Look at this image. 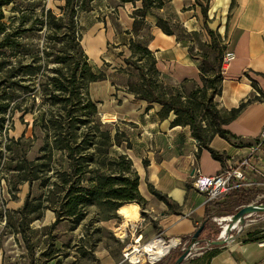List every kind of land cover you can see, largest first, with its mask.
<instances>
[{
  "label": "trees",
  "instance_id": "16d2710c",
  "mask_svg": "<svg viewBox=\"0 0 264 264\" xmlns=\"http://www.w3.org/2000/svg\"><path fill=\"white\" fill-rule=\"evenodd\" d=\"M92 1L65 0L64 5L59 6L61 11L59 14L51 8H44L41 13L35 15L36 19L33 22L29 20L28 13L22 11L20 17L8 23L5 8L10 6L13 0H0V200L2 180L6 181V186L13 197L19 191V185L27 182L31 185L34 181H40L44 195L42 194L39 199L42 200V196H45L49 201L46 207L55 211L57 216L55 224L67 219L78 224L87 216L91 206L104 212L116 210L128 212L134 203L145 205V199L139 189L140 177L133 168L132 159L126 153L110 155V149L116 144L127 142L130 148L129 137L125 131L115 126L116 124L101 121L98 103L90 94L91 83L107 79L104 72L93 69L81 45L83 34L78 18L80 14L91 10ZM141 1L142 8L133 12L135 34H139L146 27L147 12L162 8L166 2V0ZM197 4L202 9L204 26L211 37L208 51L201 55L199 64V81L203 85L197 90L203 93L202 100L197 105L188 101L196 97L197 92L194 91L190 93L188 99H183L180 92L173 94L159 90L161 85L150 75L152 72L150 70L160 75L156 57L147 44L144 45L135 39L130 40V55L124 59L128 65L139 71L140 80L130 82L127 91L137 100L160 105L161 118L174 114L173 125L190 126L193 137L201 146L209 149L214 157L222 158L208 142L216 134L224 138L235 137L224 128V125L237 116L245 103L230 111H224L214 103L215 97L222 93V63L226 46L223 43L219 44L220 36L208 24L207 7L200 0H197ZM28 22L31 24L29 28L25 27ZM37 23L41 28H46V35L51 39L57 40L60 35L64 39L65 36L69 49L54 53L49 51L48 47H43L36 53L20 51L17 53L15 50L21 46L18 37L33 30L32 26ZM157 25L168 35L176 34L170 20L159 18ZM182 40L188 44L189 51L192 52L190 40ZM51 55L54 56L53 61L59 65L49 69ZM145 59L149 61L150 68L144 64ZM40 71H43L42 77H38ZM191 80L195 81L188 78L182 81L185 84ZM20 92L29 94L23 96L19 94ZM200 111L208 115L209 125L203 124L200 120ZM17 113L21 114L22 121L27 114L36 115L33 120V136L34 139L40 138L43 146L40 154L34 159H29L25 153L19 155L15 151L16 144H21L24 137V134L17 139L10 136V129ZM59 153L66 157L68 168L63 164L58 166L54 164ZM149 189L169 207L174 206L167 194L158 191L151 184ZM231 195L234 197L233 203L238 208L230 212L223 210L221 211L223 215L236 213L240 207L249 204L255 198V192L248 189H236ZM29 205L30 202L27 200L21 209L26 216L33 212L28 210ZM41 216L42 212L34 219ZM210 216L207 213L203 219L205 227L197 238L199 241L202 240L203 234H205L203 239L209 243L218 239V231H213L207 224ZM194 233L182 238V244L178 246L181 250L180 255L183 253L182 245L193 239ZM263 238L264 236L259 239ZM205 255L207 263L208 255Z\"/></svg>",
  "mask_w": 264,
  "mask_h": 264
},
{
  "label": "crops",
  "instance_id": "0c3cea01",
  "mask_svg": "<svg viewBox=\"0 0 264 264\" xmlns=\"http://www.w3.org/2000/svg\"><path fill=\"white\" fill-rule=\"evenodd\" d=\"M200 1L207 7L210 28L220 36L226 49L236 54L223 72L222 93L216 99L219 108L230 111L245 103L237 116L224 125L235 137L216 134L208 142L222 158L214 157L209 149L201 146L190 126L173 125L174 114L161 118L160 105L137 100L127 91L110 99L105 109L115 116L116 122H124L123 130L131 143L123 152L132 159L140 177L139 189L145 205H139L141 217L136 222L145 239L158 234L167 238L189 237L207 213L220 210L215 214L223 215V210L237 209L231 193L209 205L205 193L194 188L193 173L197 170L204 175L217 174L227 158L238 159L256 143L264 126V0ZM142 6L141 0H93L89 12L96 17L90 26L95 37L94 48L113 42L115 46L120 45L114 49L126 52L127 57L129 41L136 36H147L146 44L153 51L163 77L174 82L187 78L199 81L201 58L191 54L188 44L176 34L168 35L157 25L159 18H164L180 21L190 31L195 30L202 18L197 0H166L162 8L147 12L146 27L135 34L133 12ZM111 15L117 24L112 22ZM149 184L167 194L174 206L169 207L153 195ZM131 232L129 228L130 236ZM204 252L208 255L206 264H264V238L231 239Z\"/></svg>",
  "mask_w": 264,
  "mask_h": 264
},
{
  "label": "rangeland",
  "instance_id": "374dc122",
  "mask_svg": "<svg viewBox=\"0 0 264 264\" xmlns=\"http://www.w3.org/2000/svg\"><path fill=\"white\" fill-rule=\"evenodd\" d=\"M64 3L65 0H13V3L5 8L6 22L10 23L15 18L20 17L22 11L28 13L31 22L35 21V15L41 13L44 8H51L55 13L59 14L61 12L59 6L64 5ZM114 18L115 16L111 15L112 22L117 24ZM95 19L96 17L94 18L93 13L89 11L88 13L80 14L78 18L83 34L81 45L85 54L89 57V63L95 71L104 72L107 76L106 81L90 84V94L98 103L101 121L108 124L114 123L120 130L125 131L123 130L124 122L120 120L116 122L115 117L111 118L114 115L109 113V111H105V109L106 105L111 101L110 99L118 97V95L123 94V91L126 92L128 90L130 82L135 83L140 80L139 71L125 62L126 52H119L114 49L120 45L115 46L113 42H110V45L103 44L101 48L97 46L94 48L93 40L95 37H93V29H90V26L95 22ZM30 25V22H28L25 27L29 28L31 27ZM172 25L174 32L179 38L190 40L191 54L201 58V55L207 53L211 37L204 26L203 15L198 27L192 31L180 21L172 22ZM32 27L33 30L24 32L18 37L21 46L15 50L17 53L19 51L22 53L30 52V54L36 53L42 50L43 47H48L47 49L54 53L69 49L65 36H63V39L60 35L59 39L54 40L46 35V28H41L40 24L37 23ZM147 39V36H144V38L135 37L137 42L144 45ZM218 41L219 44L223 43L219 37ZM53 57L51 55L49 58V69L59 65L53 61ZM144 64L150 68L147 59L144 60ZM150 71H152L150 75L155 77L157 83L161 85L159 90L173 94L180 92L183 95V99H188L190 93L194 91L197 92L196 97H192L188 101L197 105L202 100L201 96L203 93L197 90L198 87L203 85L201 81L191 80L183 84L182 80L174 82L165 76L163 77L161 72L160 75H157L154 70ZM42 73L43 71H40L38 77H42ZM210 92L211 89L208 91V95ZM19 94L28 96L29 93L20 92ZM217 96L214 99V103L219 106L216 101L218 99ZM20 115V113H17L14 118L10 136L17 139L24 134L21 144H16L15 151L19 155L25 153L29 159H34L40 154L39 151L43 146L42 140L40 138L34 139L33 136V120L36 115H25L24 121L20 119ZM199 115L203 124L209 125L210 119L208 115L204 111H200ZM126 146L129 147L127 142H123L121 145H114L110 149V155L116 156L119 153H124ZM54 164L56 166L63 164L65 168H68L66 157L60 153L57 155V161ZM1 183L3 189L0 200V264H50L51 261L56 262V264H105L110 262L119 263L120 261L122 264H128L127 262H122V250L129 244L131 236L127 233L129 238H125V240L118 238L127 212H118V210L104 212L95 206H91L88 209L87 216L80 223L77 224L74 220L67 219L55 224L57 220L55 211L50 207H46L49 201L45 196H42V200L39 199L44 193V189L40 186V181H34L31 185L28 182L19 185V191L15 193V197L10 194L6 181L2 180ZM253 191L255 192V198L251 202L264 204V196L261 197V193L264 191ZM27 200L30 202L28 210H33V212L26 216L21 212V209ZM140 206L144 207V205ZM40 212H42V216L34 219ZM217 212L215 211V213ZM215 213L209 212L211 216L208 218L207 224L213 231H218L219 237L223 230L222 226L226 225V223L220 224L217 219L232 214L218 215ZM105 216H109V218ZM202 236L204 237L205 234ZM263 236L264 212L261 211L254 212L243 223H240L237 228L226 234V238H244L246 240H257ZM203 237L195 245L192 254L182 264H206V252L204 250L210 247V243ZM192 241V239L187 240L182 246L187 247ZM180 252L181 250L178 246L173 247L160 264L173 263L177 256L180 255Z\"/></svg>",
  "mask_w": 264,
  "mask_h": 264
},
{
  "label": "built area",
  "instance_id": "2783aa9c",
  "mask_svg": "<svg viewBox=\"0 0 264 264\" xmlns=\"http://www.w3.org/2000/svg\"><path fill=\"white\" fill-rule=\"evenodd\" d=\"M235 57L236 54L234 51L229 49L225 50L222 63L223 72ZM193 186L198 191L205 193L208 202H218L236 189L264 191V126L256 143L250 146L249 149L238 159L233 160L227 158L224 166L217 174L204 175L200 171L195 170L193 173ZM263 196L264 192L261 193V197ZM249 204L262 205L263 203L257 204V202H251ZM251 215L252 214L246 216V218ZM230 219L231 215L219 218L218 221L222 224L224 222L228 223ZM238 226L239 223L235 225V228ZM131 234L129 244L122 250L123 263L156 264L167 257L173 247L182 244V238H167L162 234H158L150 239H145L144 234L138 229V227H136ZM224 236L226 237V234ZM125 238H127V236ZM174 240H178L176 245L168 250L167 253L158 256L155 259L151 258L150 252L153 251L151 248L154 243H170ZM148 247L151 250H149ZM184 248L185 246L183 249ZM137 255L140 257L135 259Z\"/></svg>",
  "mask_w": 264,
  "mask_h": 264
},
{
  "label": "water",
  "instance_id": "95a60500",
  "mask_svg": "<svg viewBox=\"0 0 264 264\" xmlns=\"http://www.w3.org/2000/svg\"><path fill=\"white\" fill-rule=\"evenodd\" d=\"M264 212V204L262 205H255V204H247L240 207V209L231 215V219L226 225L222 226L223 230L221 234L219 235L218 239L211 241L210 245L214 246H221L227 244L232 238H226L224 235L227 234L229 231L233 230L235 228L236 224L243 223L245 221L246 216L253 214L254 212ZM205 227V222H203L199 228L196 230V232L193 235V241L183 249V253L178 257L176 262L174 264H182L183 261L192 254L195 245L199 242L197 238L201 234Z\"/></svg>",
  "mask_w": 264,
  "mask_h": 264
},
{
  "label": "bare ground",
  "instance_id": "6f19581e",
  "mask_svg": "<svg viewBox=\"0 0 264 264\" xmlns=\"http://www.w3.org/2000/svg\"><path fill=\"white\" fill-rule=\"evenodd\" d=\"M115 116H111V118H114ZM140 206L137 203H134L133 207L127 212V216L125 218V221L123 222V227L121 228V234L119 235L120 239H124L127 236L128 229L131 228L132 231L135 230L137 227L136 221H138L141 217L140 213ZM131 223V224H130ZM178 240H174L170 243H164V242H156L153 244V251L150 252V256L152 259L157 258L158 256H161L168 252L174 245H176ZM149 249V247H148ZM149 249V250H151ZM140 256H136L135 259H138Z\"/></svg>",
  "mask_w": 264,
  "mask_h": 264
}]
</instances>
